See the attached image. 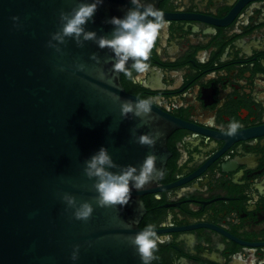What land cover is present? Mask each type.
Segmentation results:
<instances>
[{"label": "water", "instance_id": "water-1", "mask_svg": "<svg viewBox=\"0 0 264 264\" xmlns=\"http://www.w3.org/2000/svg\"><path fill=\"white\" fill-rule=\"evenodd\" d=\"M80 2L90 0H0V264H142L129 237L142 231V197L162 190L167 137L184 127L153 105L152 117L121 116L122 102L141 99L125 91L121 73H113L110 49L71 37L48 47L62 27L60 11ZM127 7L129 0H104L86 30L111 37L108 19L123 16ZM144 133L157 136L154 147L137 142ZM102 146L117 165L113 173L157 157L156 179L132 191L127 205L95 203V180L83 169ZM65 193L77 205L92 203L90 219L74 218Z\"/></svg>", "mask_w": 264, "mask_h": 264}, {"label": "flooded vegetation", "instance_id": "flooded-vegetation-1", "mask_svg": "<svg viewBox=\"0 0 264 264\" xmlns=\"http://www.w3.org/2000/svg\"><path fill=\"white\" fill-rule=\"evenodd\" d=\"M155 7L166 27L143 83L121 73L127 93L184 125L167 137L162 190L142 197L139 228L162 240L152 262L264 264V0Z\"/></svg>", "mask_w": 264, "mask_h": 264}, {"label": "clouds", "instance_id": "clouds-1", "mask_svg": "<svg viewBox=\"0 0 264 264\" xmlns=\"http://www.w3.org/2000/svg\"><path fill=\"white\" fill-rule=\"evenodd\" d=\"M131 7L123 9V16H113L107 23L113 26L111 37L97 36L94 31H87L85 26L92 21L98 8L103 5L104 0H90L80 2L70 12L63 10L59 13V21L62 27L59 32L52 34L48 41V47H55L51 41L63 43L66 37L73 38L77 44L83 41H94L101 49H110L114 62L112 63L113 73H123L132 83H143V74L149 71V57L157 42L161 31L166 27L164 14L154 6L153 0H129ZM14 26L20 27L19 17L13 16ZM91 59L99 63L98 58L93 55ZM129 61L131 63L129 64ZM84 65L80 64L78 70L82 71ZM61 70H63L61 68ZM133 72L136 75H133ZM152 101L128 100L120 104L121 116L127 117L133 114L138 118L145 116L152 117ZM212 125L213 120L208 121ZM239 125L235 122L229 124L226 131L229 136L237 132ZM157 136L152 133L141 134L137 142L141 145L154 147ZM157 157L150 154L145 157L143 163L137 168L128 165L119 173L109 171L117 167L114 164L107 148L101 147L90 159L84 162V173L88 179H94L93 185L96 191L95 203L98 207H113L127 205L131 199L132 191H143L145 187L156 179ZM62 200L69 208L73 209L72 215L76 220L87 221L94 211L92 203L85 201L77 205L76 198L65 193ZM171 221V213L168 215V222ZM162 227L165 224L161 225ZM129 241L142 264H150L153 253L161 238L157 235L153 225H147L142 231L129 237ZM80 245H75L71 252V260L76 262L79 259Z\"/></svg>", "mask_w": 264, "mask_h": 264}]
</instances>
